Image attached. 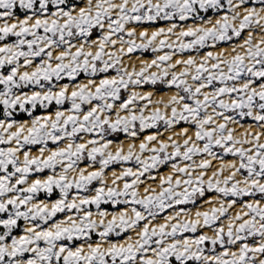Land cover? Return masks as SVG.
Here are the masks:
<instances>
[{"label":"snow or ice","instance_id":"6c2138e0","mask_svg":"<svg viewBox=\"0 0 264 264\" xmlns=\"http://www.w3.org/2000/svg\"><path fill=\"white\" fill-rule=\"evenodd\" d=\"M0 264H264V0H0Z\"/></svg>","mask_w":264,"mask_h":264},{"label":"bare ground","instance_id":"6f19581e","mask_svg":"<svg viewBox=\"0 0 264 264\" xmlns=\"http://www.w3.org/2000/svg\"><path fill=\"white\" fill-rule=\"evenodd\" d=\"M160 26H167V25H147V26H145V27H148L149 28V31H151V30H154L156 27H160ZM142 29L141 28H137V33H139V31H141ZM95 38V37H94ZM145 58L146 59H151V58H149V57H146L145 56ZM126 63H128V61L126 60L125 61ZM139 61H136V67L137 68H139ZM81 80H83L84 78H80ZM144 91H149V90H152L149 86H145L144 87V89H143ZM171 94H173L171 91H167V92H165V90H163V89H160V91H158L157 92V95H156V98L158 99V98H160L161 97V95H164L165 96V98L167 97V96H169V95H171ZM44 111V110H43ZM42 111V112H43ZM42 112H40V113H36V115H39V114H41ZM21 119H28V118H21ZM118 140H123L124 141V146H125V148H127V145H128V140L124 137V136H121ZM139 143V141H137V144ZM117 168H118V166H117ZM164 171V173L165 174H167V172H168V169H166V170H163ZM109 175H110V170H109ZM109 183H110V180H109ZM143 191V189H141V192ZM207 207V205H205V208ZM236 210H239V206H237V209ZM205 231L207 232V234L208 235H212V233H211V231H209V230H207V229H205Z\"/></svg>","mask_w":264,"mask_h":264},{"label":"rangeland","instance_id":"374dc122","mask_svg":"<svg viewBox=\"0 0 264 264\" xmlns=\"http://www.w3.org/2000/svg\"><path fill=\"white\" fill-rule=\"evenodd\" d=\"M155 25H167V22H164V21H159V22H157V24H155ZM147 26V25H146ZM149 26V25H148ZM146 57H149V58H152L151 57V54L149 53V54H146ZM80 78H84L83 76H81ZM66 82V81H65ZM43 111V109H37V111H36V113H40V112H42ZM35 113V114H36ZM19 118H28L27 116H26V114H20V116H19ZM121 136H123V134H120V135H118V136H116V137H113L114 139H116V140H118ZM164 170H166V169H164ZM219 250V249H218Z\"/></svg>","mask_w":264,"mask_h":264}]
</instances>
